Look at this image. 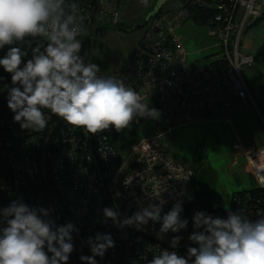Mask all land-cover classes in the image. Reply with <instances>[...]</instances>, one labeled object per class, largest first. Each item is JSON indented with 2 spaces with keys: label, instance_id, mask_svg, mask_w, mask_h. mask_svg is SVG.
<instances>
[{
  "label": "built area",
  "instance_id": "built-area-1",
  "mask_svg": "<svg viewBox=\"0 0 264 264\" xmlns=\"http://www.w3.org/2000/svg\"><path fill=\"white\" fill-rule=\"evenodd\" d=\"M121 2L76 0L86 28L78 38L94 39L105 22L118 25L122 20ZM214 6L210 35L215 40L214 46L219 47L215 59L221 63L218 67L188 68L187 51L176 33L187 18V10L185 5L172 2L166 11L159 8L146 21L138 48L128 62L105 75L123 79L137 90L149 107L160 111L165 126L134 142L128 152L110 143L114 128L93 135L67 125L47 110L49 120L42 132L24 131L18 123L11 122L28 138L11 155L0 151V207L22 197L29 205L50 209L57 224L73 222L80 231L72 234L74 251L68 264H82L80 256L91 255L86 241L97 232L110 233L115 241L102 264H147L162 249L173 250L170 242L175 235L183 237L175 250L186 256L187 247L195 246L188 239L193 227L185 212L193 169L169 155L167 137L182 121L190 123L213 116L229 121L247 109L256 110L264 127V113L246 79L255 56L244 51L242 44L246 29L264 16V0H217ZM142 120L138 118L130 125ZM9 129L14 130L12 136L23 135L19 130ZM54 141L58 144L55 150L50 147ZM244 160L247 173L258 183L256 187L264 189V147L246 149ZM159 199L167 201L164 213L177 199H182L181 215L189 220L185 230L169 232L163 239H157L159 223L150 221L142 231L135 227L121 229L110 219L105 222L102 210L96 208H113L123 219L139 211L141 205L158 203ZM236 202L245 214H253V209L262 204L252 193L236 198ZM91 210L96 216L90 214ZM197 211L227 216L204 202L194 207V212Z\"/></svg>",
  "mask_w": 264,
  "mask_h": 264
},
{
  "label": "clouds",
  "instance_id": "clouds-1",
  "mask_svg": "<svg viewBox=\"0 0 264 264\" xmlns=\"http://www.w3.org/2000/svg\"><path fill=\"white\" fill-rule=\"evenodd\" d=\"M78 8L76 0H0V50L7 49L0 67L11 77V86L4 84L0 91H7L14 122L22 130L42 132L49 120L47 110L95 135L110 128L119 133L138 118L159 119L160 111L149 107L123 79L99 75V65L85 61L78 38L86 31L85 18ZM166 203L149 202L123 219L113 208L102 212L105 222L110 219L121 229L142 231L150 221L159 223L155 235L163 239L189 224L181 215L182 199L164 213ZM226 211V218L195 212L188 236L195 246L187 247L186 256L175 250L183 239L175 235L173 250L162 249L147 264H264V214L253 220L242 209ZM50 212L22 197L0 207V264H68L74 251L72 234L80 230L73 222L57 224ZM86 243L91 255H81L82 264H98L96 257L103 258L115 247L110 233L97 232Z\"/></svg>",
  "mask_w": 264,
  "mask_h": 264
},
{
  "label": "rangeland",
  "instance_id": "rangeland-1",
  "mask_svg": "<svg viewBox=\"0 0 264 264\" xmlns=\"http://www.w3.org/2000/svg\"><path fill=\"white\" fill-rule=\"evenodd\" d=\"M159 1L147 0V3H143L142 0H132L128 9L122 6L127 17L119 25L110 26L106 22L96 41L89 40L91 62L99 65V75L104 76L119 69L136 45L138 48V41L144 32L142 25L153 15ZM175 1L170 0L166 9ZM210 30L209 24L200 25L192 18H187L176 30L187 51L189 69L208 66L217 58L219 47L214 46L215 40ZM263 42L264 16L246 29L242 44L254 53ZM246 74L252 84L253 97L259 109L264 112V64L257 63L253 68H248ZM244 114L246 116H241ZM235 115L229 121L216 116L190 123L182 121V125L174 128L173 133L167 137L169 155L193 169L194 180L189 189L191 194H201L224 211L231 209L236 192L253 189L258 185L254 177L244 169L243 148L254 142V138L250 140L247 135L264 138V128L255 109L242 111L238 119ZM164 127L162 117L157 120L143 119L138 124L130 125L126 136L119 138L123 140V152H128L132 143Z\"/></svg>",
  "mask_w": 264,
  "mask_h": 264
},
{
  "label": "trees",
  "instance_id": "trees-1",
  "mask_svg": "<svg viewBox=\"0 0 264 264\" xmlns=\"http://www.w3.org/2000/svg\"><path fill=\"white\" fill-rule=\"evenodd\" d=\"M123 1L124 0H122V2H121V10H122ZM169 1L170 0H164L163 1V3L160 5V8H162L161 11H166V7H167L166 5ZM216 2H217V0H176L175 1V3L178 4V6H184L185 5L186 10H187V12H186L187 18H192L196 23H198L200 25L209 24L210 27L213 24L212 19H213L214 13L216 12V8L214 6ZM157 10H158V8L154 9V13ZM185 20L181 23V25L185 22ZM105 23L102 26V30H100L95 35L94 39H92L93 42H95L96 37L102 33L104 25H106ZM107 24H108V22H107ZM145 25H146V22L142 25V27H145ZM80 40L82 42V48H81L80 54L82 56H84L86 62H91L92 51H91L90 41H89V40H91V38L88 37V38L80 39ZM22 47L29 48L30 46L22 45ZM6 50L7 49L0 50V58L3 57ZM254 56H255V62L256 63L264 64V42H263L262 46L258 49V51L254 54ZM220 64L221 63L218 60L217 61L214 60L211 62L210 65H213L214 67H218ZM0 77H4V80L0 81V87H3L4 84H8L9 86H11L10 74L6 73L2 67H0ZM261 112L264 113L262 110H261ZM13 115L14 114L7 107V91L6 90L0 91V122H1L0 123V151L2 150V153H5V154L7 152V153H9V155H11L12 151L16 152L17 148H19L20 144L25 142V140H27V138H28V136L26 134H23L16 126H14L11 123V122H14ZM7 121H8V123L6 125ZM10 127L14 128L15 131L19 130L23 135H20L18 137L12 136V133L14 130L12 131L11 129H9ZM127 130H128V128L122 130L119 133L115 131V133H113L109 136L110 143H112L115 147H117L121 151L123 150L122 147L124 146V144L121 143V142H123V140L122 139L119 140V138L126 136ZM123 139L125 141L127 140L128 143L130 142L129 139H125V138H123ZM130 143H132V142H130ZM57 145L58 144L54 141L50 145V147L53 150H55ZM16 154H18V153H16ZM3 159H5V158H3ZM2 163L8 165L6 160H3ZM49 165H48V167H49ZM193 180H194V175H193L192 182H193ZM247 193H252L255 200L262 202L261 206H259L257 209H253L254 210L253 214L251 212L246 213V215L250 219L255 220L258 218V215L264 214V189L255 187L253 189H247V190H242V191L236 192L233 195V203H232V207L230 210H232V211L241 210L238 203L236 202V198H238V197L243 198V197H245V195ZM189 197H191V199H189ZM107 200L108 199L105 198V199H103V202L106 203ZM202 202H204L206 204V206L209 205V207L213 208L214 211H218L220 214H224V215L227 214V211H224V210L220 209L219 207L215 206L214 204H212L211 202L206 200L201 194H199V193L198 194H191V192L189 191L188 196H187L186 205H185V212H186L188 219L192 220L191 218L195 213L194 207L196 205L202 203ZM249 206H252V205H246L245 207L248 208ZM96 208L103 210V208L99 207V206H96ZM254 214H255V216H254ZM96 259L98 261V264H102V258L96 257Z\"/></svg>",
  "mask_w": 264,
  "mask_h": 264
},
{
  "label": "crops",
  "instance_id": "crops-1",
  "mask_svg": "<svg viewBox=\"0 0 264 264\" xmlns=\"http://www.w3.org/2000/svg\"><path fill=\"white\" fill-rule=\"evenodd\" d=\"M132 0H124L123 1V4H122V6H127V9H128V7H129V5L132 3L131 2ZM155 9H156V7H155ZM121 12H122V20H124L126 17H127V13H126V10L125 11H123V10H121ZM142 36V35H141ZM140 39H141V37H140ZM140 39H139V41H138V44H139V42H140ZM137 46V45H136ZM136 46H135V48L133 49V51L131 52V54H130V56L128 57V59L126 60V62H125V64L128 62V60L130 59V57L133 55V53H134V51L136 50ZM243 49H244V51H246V52H248V53H251V54H255L257 51H258V49H257V51L256 52H254V53H252V52H249V50H248V48L245 46V45H243ZM125 64H123V66L125 65ZM257 63L255 62L254 63V65L252 66V67H250V68H253L255 65H256ZM123 66H121L119 69H121ZM118 70V69H117ZM115 71V70H114ZM246 79H247V81H248V83H249V87H250V90H251V92H252V87H251V82L249 81V79H248V77H247V74H246ZM253 94V93H252ZM256 98V97H255ZM244 112V111H243ZM241 114H242V112H241ZM240 113L239 114H237V115H235V116H238V115H241ZM241 116H246V114H244V115H241ZM238 118H240L239 116L238 117H236V119H238ZM260 123H261V121H260ZM261 125H262V123H261ZM262 127H263V125H262ZM264 128V127H263ZM247 136H249L250 138V140L251 139H253L254 140V142H252L251 144H248L245 148H243V157H244V151L246 150V149H248V148H261V147H264V138H258V137H255V136H253L252 134H250V135H247ZM244 163H245V161H244ZM244 169H245V171H246V165H244ZM247 172V171H246Z\"/></svg>",
  "mask_w": 264,
  "mask_h": 264
},
{
  "label": "water",
  "instance_id": "water-1",
  "mask_svg": "<svg viewBox=\"0 0 264 264\" xmlns=\"http://www.w3.org/2000/svg\"><path fill=\"white\" fill-rule=\"evenodd\" d=\"M163 1H164V0H160V1H159V4L156 6V8L159 9V8H160V5L163 3ZM140 26H141V25H140ZM140 26H139V27H140ZM90 214H91L92 216H96V212H95L94 210H91V211H90Z\"/></svg>",
  "mask_w": 264,
  "mask_h": 264
}]
</instances>
